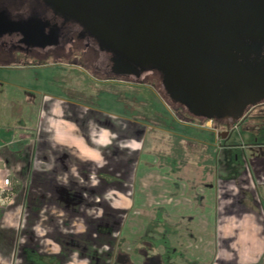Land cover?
<instances>
[{
  "label": "rangeland",
  "instance_id": "374dc122",
  "mask_svg": "<svg viewBox=\"0 0 264 264\" xmlns=\"http://www.w3.org/2000/svg\"><path fill=\"white\" fill-rule=\"evenodd\" d=\"M37 58L25 64L16 60L0 61L3 67L0 78L26 92L30 104L35 102L36 93L44 101H57L59 105L66 102L69 109L65 108L61 120L68 125L64 129L69 134L68 143L77 153L68 155L70 152L62 151V146L57 147L53 139H42V145L50 153L33 156L36 167L27 179L30 196L55 199L58 188L74 183L78 194L82 193L91 208L81 209L86 214L84 217L70 219L59 204L40 207V203L32 204L30 199L25 220L32 223L30 227L36 235H30L34 241L28 239L24 246H38L41 241L38 237L44 238L43 242L49 239V245L58 249L62 260L89 264L88 258L86 261L81 258L82 249L69 251L65 244L56 242V237L73 236L74 242L79 240L81 245L84 241L83 244L90 243L89 237L96 235L86 233L87 224L100 223L103 206H107L117 212L110 221L117 223L109 231L114 246L102 242L101 247L88 249L86 254L91 252L94 262L102 264L108 259L106 254L130 253L138 240L149 241L156 247L147 254V258H157L156 262L163 254L173 256L172 264H197L201 258L207 259L192 244V236L187 235L183 244L181 233L192 232L202 213L199 212L204 198L208 196L209 191L204 187L215 175L226 174L237 183H244L242 175L248 172L254 157L262 158L254 160L256 175L264 174V133H259L264 129V108L257 107L247 122L224 129L221 122L210 123L176 106L165 94L159 73L135 82L96 76L93 63L90 65L73 53ZM40 109L42 121L49 115V102L45 101ZM54 114L61 116L58 108ZM206 125L216 131L219 144L213 130ZM256 127L257 132L247 133ZM57 130L51 131V137ZM102 174L120 182L106 185L99 178ZM203 190L205 197L201 194ZM260 200H264L262 194ZM65 225L69 228L65 229ZM169 230L176 234H167ZM166 239L176 252L165 251ZM181 243L186 247H180ZM143 246L148 248V244ZM143 246L137 245L141 257L133 256L131 264L147 262L142 260ZM22 252L23 247L19 249L23 259ZM112 263V259L108 261ZM23 264L28 262L25 260Z\"/></svg>",
  "mask_w": 264,
  "mask_h": 264
},
{
  "label": "water",
  "instance_id": "95a60500",
  "mask_svg": "<svg viewBox=\"0 0 264 264\" xmlns=\"http://www.w3.org/2000/svg\"><path fill=\"white\" fill-rule=\"evenodd\" d=\"M45 2L128 58L156 67L171 100L186 105L194 117L213 121L232 111L237 120L245 107L264 100V75L239 66L229 48L237 49V40L225 23L206 12L174 0ZM7 31L52 45V38L34 33L28 23H12L1 14L0 34Z\"/></svg>",
  "mask_w": 264,
  "mask_h": 264
},
{
  "label": "crops",
  "instance_id": "0c3cea01",
  "mask_svg": "<svg viewBox=\"0 0 264 264\" xmlns=\"http://www.w3.org/2000/svg\"><path fill=\"white\" fill-rule=\"evenodd\" d=\"M17 57L15 59L19 64L31 60L25 58L23 61L21 56ZM13 86L0 78V187L1 180L7 176L13 179L14 186L11 201L0 212V264H23L25 260L28 264H59L55 259L58 257V249L49 245L48 242H51L49 239L48 242H43L44 238L36 236L41 240L38 241V246H24L26 240L34 241L30 235L33 233L36 235L30 227L32 223L25 220L29 211L28 194L31 192L30 186H27V179L30 176L29 172L36 167L33 156L50 153L42 145L46 139L49 141L53 139L57 147L62 146V151L76 156L77 152H74L68 143V131L64 130L68 125L61 120L65 108H69L66 102L59 105L57 101L45 99L49 102V115L41 121L39 113L41 105L45 102L43 98L36 93L35 102L30 104L27 99L29 95ZM56 108L61 116L54 114ZM206 128L212 129L208 125ZM55 129H58L57 134L51 137V131ZM213 133L219 144L218 134L214 130ZM256 159L262 158L254 157L251 161L254 163ZM253 163L250 162L248 172L242 175L244 183L239 184L226 174H220L215 175L211 181L208 180L207 187H204L209 192L207 198H204L205 201L201 199L206 205H203L204 202L201 205L203 207L199 212H202L200 218L193 225L191 233H181L183 244L187 241V235H190L192 236L190 240L196 248L198 247L199 253L207 255V259L201 258L197 264H264V200H260V194L264 196V174L256 175ZM201 194L205 197V190ZM167 234L172 235L176 232L172 233L169 230ZM166 240L165 251L168 249L169 253L176 252L168 245L169 239ZM140 241L142 240L134 242V246L140 244V247ZM179 246L186 247H183L182 243ZM21 247L23 259L19 255ZM46 249L47 251L50 249L51 252H47ZM130 253L132 254V251ZM166 256V261L160 258V264H172L173 256ZM62 264L71 262L68 259Z\"/></svg>",
  "mask_w": 264,
  "mask_h": 264
},
{
  "label": "flooded vegetation",
  "instance_id": "af4514ba",
  "mask_svg": "<svg viewBox=\"0 0 264 264\" xmlns=\"http://www.w3.org/2000/svg\"><path fill=\"white\" fill-rule=\"evenodd\" d=\"M174 1L189 5L194 10L206 12L208 15H212L221 20L222 23H225L238 42L237 49L236 46L229 48L234 54L239 66L247 73L260 76L264 75V0ZM1 14L9 22L28 23L29 28L33 29L34 33L35 31H39L46 40H48V38L51 40L52 38L53 41L52 45H43V41H30L20 32L7 31L0 34V61H14L17 56H21L24 61L25 58H31V60L44 56L55 58L57 56L73 53L86 60L90 65L93 63L92 70L96 76H112L139 82L140 80H145L148 76L159 73L156 71V67L147 63L142 64L140 61H134L122 52L117 51L111 44L102 41L97 34L88 30L83 24L63 14L53 5L46 3L45 0H0V15ZM128 69L133 71L134 74H114L115 71L125 73ZM163 89L165 94L168 95L166 89L164 87ZM173 103L176 106L186 109L189 113L186 105ZM257 107L264 108V100L256 105L245 107L242 116L237 120V114L232 111L227 112L225 118L214 120L224 124V129H231V127L233 128V126H235L234 124L243 123L244 121L247 122V120L251 118L252 112ZM257 130H259L258 127L247 132H257ZM260 132L264 133V129L259 130V133ZM100 179L105 182L106 185H112V182H120L104 174L101 175ZM30 182H32V179ZM76 189L77 185L74 183L71 185L68 184L66 187L58 188L59 194L55 199H47L45 196L39 198L36 196L32 198L30 196L31 192H29L27 204L30 203V199L32 200V204L35 203L34 201L40 203V207L59 204L60 206H57L62 208L70 219L84 217L86 214L81 212V209H89L91 205L88 203V200L85 198L83 199L82 193L78 194ZM94 196L96 197V195ZM37 199H39V201H37ZM111 210L112 209H108L107 206H103L102 221L95 226L87 224L86 233L89 235L91 232L93 235L102 232L111 235L109 231H111L117 223L114 221L110 223L111 219L115 217L114 213L117 215V212ZM66 227L69 228V226L65 225L64 228L66 229ZM89 238L86 237V239ZM74 240H76V237L73 236L56 237V242L61 245L65 244L69 251L76 248L82 249L80 254L81 258H88L87 260H89L91 264H99L93 261L95 258H90L91 252L88 254L86 253L88 249L101 247L102 243L100 241H90L88 244H83L84 241L81 245L79 244L81 241L77 240L74 242ZM111 240L113 241V239ZM107 245L114 246V242L111 244L107 243ZM151 245L153 247V244ZM148 253L149 252L142 253L143 262H145V260L147 262L149 261L148 264H160V258L163 261L167 260L166 254H163V256H159L156 262L155 259L157 258H154V260L149 257L147 258ZM133 256L141 257L135 255L134 251H132V254H122V251L121 253L116 252L115 255L113 254L112 256L111 254H106L105 257L108 259L104 262L102 261V264H108V261L111 259L113 262L112 264H131L130 261H132ZM55 259L59 261V264L66 261V259L62 260L60 257H55ZM147 262H145V264Z\"/></svg>",
  "mask_w": 264,
  "mask_h": 264
},
{
  "label": "built area",
  "instance_id": "2783aa9c",
  "mask_svg": "<svg viewBox=\"0 0 264 264\" xmlns=\"http://www.w3.org/2000/svg\"><path fill=\"white\" fill-rule=\"evenodd\" d=\"M209 122L211 123L212 121ZM13 188V182L10 176H7L2 179L0 187V212L3 207L11 201L14 194Z\"/></svg>",
  "mask_w": 264,
  "mask_h": 264
},
{
  "label": "trees",
  "instance_id": "16d2710c",
  "mask_svg": "<svg viewBox=\"0 0 264 264\" xmlns=\"http://www.w3.org/2000/svg\"><path fill=\"white\" fill-rule=\"evenodd\" d=\"M96 235V237L95 238H91L90 237V241L92 242V241H100L101 243L103 242V243H105V244H107V243H113V241L111 240V235H109L108 233H102V232H100V233H98V234H95ZM97 239V240H96ZM141 242V246H143L144 244H148V248H145L144 246L141 248V249H144L145 250V252H149V251H151V249L153 248H155V247H152V245H151V243H149L148 241H146V240H142V241H140ZM139 244V243H138ZM140 245V244H139ZM151 246V247H150ZM139 249L137 248V247H135V249H134V253H135V255H138V251Z\"/></svg>",
  "mask_w": 264,
  "mask_h": 264
}]
</instances>
